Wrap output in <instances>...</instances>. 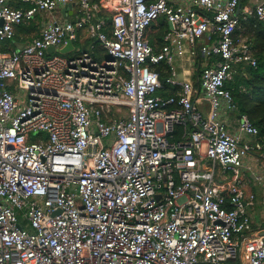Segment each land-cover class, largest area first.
<instances>
[{
    "label": "built area",
    "instance_id": "1",
    "mask_svg": "<svg viewBox=\"0 0 264 264\" xmlns=\"http://www.w3.org/2000/svg\"><path fill=\"white\" fill-rule=\"evenodd\" d=\"M242 2L0 0V45H24L0 51V264H264L242 181L259 130L226 87L257 66L236 33L241 15L264 21V0ZM38 17L40 36L16 41ZM186 54L210 61L198 87L177 78Z\"/></svg>",
    "mask_w": 264,
    "mask_h": 264
},
{
    "label": "trees",
    "instance_id": "2",
    "mask_svg": "<svg viewBox=\"0 0 264 264\" xmlns=\"http://www.w3.org/2000/svg\"><path fill=\"white\" fill-rule=\"evenodd\" d=\"M248 0H243V4H247ZM242 4V9H243ZM38 22V23H37ZM32 23L30 26H23L19 29L16 41H21V35L24 40H32L40 36L39 21ZM169 31L166 20L160 19L155 22L147 32V39L157 49L163 46V38ZM85 37V34L79 33V41L76 42V47L86 50L90 45V41L84 44L80 42ZM236 38H245L251 45L253 56L257 61V66L252 67L247 64L235 65L236 74L233 81L226 85L227 89L232 92L235 103L241 114H247L252 124L259 130V135L255 139L256 143L261 146L259 150L264 156V21H259L255 17L243 18L240 16V25L236 33ZM95 51L99 57H104L105 53L100 49V44L94 41ZM16 47L13 41L4 42L0 45V51L12 52ZM156 70L161 73L162 80L165 81L169 76L168 66L161 63L155 66ZM200 74V72H199ZM177 93L176 89L170 86H164V89L159 91L162 97H170ZM183 129L177 128V139L181 138ZM257 150V149H256Z\"/></svg>",
    "mask_w": 264,
    "mask_h": 264
},
{
    "label": "crops",
    "instance_id": "3",
    "mask_svg": "<svg viewBox=\"0 0 264 264\" xmlns=\"http://www.w3.org/2000/svg\"><path fill=\"white\" fill-rule=\"evenodd\" d=\"M243 4V3H242ZM247 4H243V8L246 7ZM57 16L59 19L64 20L65 18H71L72 16L69 15V13L63 14L62 9L60 12H57ZM41 18H37L38 21H40ZM37 22V21H36ZM38 23V22H37ZM40 24V23H39ZM245 39V38H244ZM246 40V39H245ZM247 41V40H246ZM203 57L199 58H191L190 55L186 54L183 58H177L175 62V69L177 73V78L180 81L192 79L195 83V86H199V70H201L205 65H207L210 61L205 59V62L202 61ZM197 106H200L203 110V112L206 113L207 111V105L202 102H196ZM229 118L230 122L234 124V127H231V131H235V124L238 120V116L235 117L231 115ZM235 121V123L233 122ZM246 140L252 141L255 144V140L245 137ZM256 145V144H255ZM258 150V149H257ZM259 151V150H258ZM264 165V156L261 155V158L256 156V154H251L246 160H245V168H244V175L242 177L243 181V187L245 192L250 195L253 194L256 197V202L254 207H251L249 209L251 216L253 217L254 222V229L257 232H261L264 230V184H259L256 181L255 174L252 173V171L248 170L250 167L254 169V166L256 169H254L256 172L259 173V171L262 170Z\"/></svg>",
    "mask_w": 264,
    "mask_h": 264
},
{
    "label": "water",
    "instance_id": "4",
    "mask_svg": "<svg viewBox=\"0 0 264 264\" xmlns=\"http://www.w3.org/2000/svg\"><path fill=\"white\" fill-rule=\"evenodd\" d=\"M74 8H75V5L69 4V5H67L66 7H64L62 9V13L63 14L69 13V15L72 16ZM239 14H240V9L237 12V16H239ZM0 25H2V23H0ZM23 46L24 45H19V44L16 43L17 49H21ZM74 48H75V46H74L73 42L69 41L66 46H64L63 48H61L59 50V53L62 54V55H66V54H69L70 52H72L74 50ZM53 52H55V48H50L48 50V53H53Z\"/></svg>",
    "mask_w": 264,
    "mask_h": 264
},
{
    "label": "rangeland",
    "instance_id": "5",
    "mask_svg": "<svg viewBox=\"0 0 264 264\" xmlns=\"http://www.w3.org/2000/svg\"><path fill=\"white\" fill-rule=\"evenodd\" d=\"M202 61L205 62V59L203 58ZM205 149H206V147H204V151H205ZM253 153L256 154V156H258V157L261 158V153H260V151H258V150H254Z\"/></svg>",
    "mask_w": 264,
    "mask_h": 264
}]
</instances>
